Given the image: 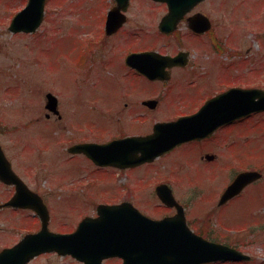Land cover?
<instances>
[{"label": "rangeland", "instance_id": "rangeland-1", "mask_svg": "<svg viewBox=\"0 0 264 264\" xmlns=\"http://www.w3.org/2000/svg\"><path fill=\"white\" fill-rule=\"evenodd\" d=\"M26 1L0 0V127L6 132L0 140L14 156L20 173L30 174L29 165L40 166L32 174L37 175L44 190L53 192L51 199L57 205V225L65 228L70 221L71 195L74 200L89 199L90 205L85 212H92L99 202L119 196L114 192V181L100 190L99 182L104 183L100 175L92 170L88 161L72 158L66 148L80 139L103 141L116 134L120 127L126 128L119 113L122 89L119 92L117 81L123 72L125 52L120 48L134 44L135 49L154 46L161 51H175L184 46L193 54H211L212 51L204 41L196 38L186 36L180 40V35L176 38L158 35L156 25L166 9L165 5L150 0H132L129 16L131 25L136 26L126 27L115 36H106L103 29L101 32L112 0H47L37 31L11 33L7 29L9 22ZM198 9L214 22L215 31L211 35L217 34L222 43L228 35L229 40L235 41L230 48H239L243 53L246 85L264 86V41L261 39L264 0H204L198 4ZM128 31L135 35L134 43L126 41ZM137 85L141 92L149 83L139 80ZM46 92L57 96L59 110L65 117L53 127L43 116ZM140 95L139 99L144 97ZM126 97L122 96L121 102ZM38 106L43 111L41 123L25 125L28 112L35 111ZM104 115L115 122H106ZM261 122L252 124L251 119H246V151L250 154L247 160L250 162L246 165L258 166L264 171L261 162L264 161V122ZM241 128L242 125H235L233 130L238 132ZM184 174V170L179 173L182 178ZM189 174L202 184L206 183L199 172L194 170ZM228 176L220 172L214 178L216 185L225 182ZM86 182H90L87 187L78 186ZM258 187L264 192V179ZM258 193L251 189L246 191V213L236 215L240 202L229 208L235 216L216 237L249 254L250 260L217 264H264V198ZM197 195L198 190H193L192 186L186 198ZM143 208L152 215L166 211L145 203ZM70 211L79 215L75 206ZM210 224L213 225L212 220ZM41 260L37 264H77L67 256L45 255Z\"/></svg>", "mask_w": 264, "mask_h": 264}, {"label": "flooded vegetation", "instance_id": "flooded-vegetation-1", "mask_svg": "<svg viewBox=\"0 0 264 264\" xmlns=\"http://www.w3.org/2000/svg\"><path fill=\"white\" fill-rule=\"evenodd\" d=\"M131 2L132 0H129L127 4H116L114 0L112 1L111 7L115 6L120 10V12L117 11L119 18L117 21L121 19L124 21L118 29L108 35L105 34L106 36H115L126 27L134 28L136 26L131 25L132 21L129 16ZM160 4L165 5L166 10L160 16L159 21L168 12L166 4ZM198 4L177 21L174 31L160 35L173 36V38L180 35V40L186 36L196 38L201 42L204 41L212 53L193 54L190 48L184 46L175 51H161L154 46H149L139 50H155L158 53L144 57L143 61L136 62L134 60L130 63L127 61V57L137 49L134 48V44H130L129 47H121L120 49H125L122 60L123 72L119 76L117 84L119 92L122 89L121 110L119 111L122 116L120 119L126 128L120 127L116 134L103 141L80 139L69 145L81 142L101 143L127 136L148 137L155 133L156 126L164 125L158 129L157 134L162 141H154L150 147L158 145L166 147L152 159L135 161V158L142 156L141 150L145 147L135 150L130 147H126L127 150L122 149L124 158L119 165H97L83 153H70L72 158L80 157V159L88 161L92 170L100 175V179L104 182H99L100 190L114 181L116 185L114 192L119 193L118 197L99 202L92 212H85V208L90 205L89 199L74 200L71 195L69 208L73 210L75 206L79 210L80 217L77 216V212L69 210L68 219L70 221H67L65 228H60L59 224L57 225V205L51 199L53 192L44 190L40 182L37 181V175L32 174V171L40 166L29 165L27 169L30 170V174L20 173L15 166L14 156L0 140L3 153L9 161L11 169L24 185L18 203L10 204L8 201L15 195L16 185L0 180V251L13 247L26 235L42 230L44 217L47 218L48 230L72 233L83 219L96 217L99 204H127L155 219L172 217L177 214L179 207L188 226L196 234L214 242L228 244L216 237L229 223L228 220L235 216L234 212L229 211V208L234 203L240 202L235 211L236 215L244 213L248 189L259 192L258 195L264 198L263 189L258 187V184L264 179L263 168L246 165L250 162L247 161L250 156L249 151H246V119H251L252 124L259 121H262L260 123L262 124L264 110L250 112L247 116L243 114L231 117V114L235 113V109L246 108V87L264 90V86L261 84L246 85V60L242 58L243 53L239 48H230L235 41L229 40L227 33L223 43L216 37L217 34L211 35L215 31L214 22L211 19L209 28L202 31L191 29L190 18L198 12L205 14L198 9ZM154 15L152 12V18L155 17ZM103 32L105 33L104 26ZM126 34L128 37L126 41L134 43L135 35L129 31ZM261 39L264 41V31ZM93 43H97V40H93ZM85 49L87 50V48ZM86 54L88 55L87 51ZM108 60L112 61V59ZM134 65L143 67L152 65L155 67L154 77H149ZM139 80L149 83L148 86H143L145 89L141 92L137 87ZM146 90L149 91L146 92ZM140 94H143L144 97L139 99L138 95ZM124 95L127 97L121 102ZM209 101H211V109L205 110L203 119L193 117ZM22 109L25 110L27 107H22ZM42 113L40 106L35 111L28 112L29 116L24 122L25 125L40 124ZM43 116L52 127L56 122L65 118L61 114L59 106L55 107L53 111L45 109ZM104 117L106 122H108L107 120L115 122L113 118L109 119L105 115ZM235 125H242L241 130L235 132L233 130ZM173 141L176 143L172 145ZM146 148L153 150L151 155L156 151L154 148ZM261 162L264 164V161ZM181 170H184V178L179 175ZM194 170L203 175L202 177L206 179L205 184L189 174ZM246 170H258L262 176L247 185L246 183L240 185V182L235 184L240 173L246 172ZM220 172L229 174V176L225 182L216 185L214 178H217ZM76 173L77 170L74 174ZM233 183L237 187L235 191L231 189ZM89 184L90 182L78 183V186L83 188ZM161 185H165L166 189L169 188L177 203L167 205L161 200L157 193V188ZM188 186L190 188L193 186V190H198L196 197L186 198L190 191V188L186 189ZM75 201L76 203H72ZM143 203L145 205L152 204L154 207H160L166 211L152 215L144 211ZM77 205L81 206L77 207ZM77 217L79 219L76 220ZM211 220L213 225L210 224ZM45 255L59 257L55 251L43 252L31 257L26 264H37L42 261L41 258ZM66 256L77 264H83L72 255ZM103 261L108 264L122 263V259L119 257Z\"/></svg>", "mask_w": 264, "mask_h": 264}, {"label": "water", "instance_id": "water-1", "mask_svg": "<svg viewBox=\"0 0 264 264\" xmlns=\"http://www.w3.org/2000/svg\"><path fill=\"white\" fill-rule=\"evenodd\" d=\"M45 0H28L25 8L20 10L12 19L9 28L13 31H33L39 25L43 16ZM126 4L127 0H118ZM167 3L169 13L162 18L159 28L169 32L174 29L176 22L201 0H159ZM112 15L106 21V31L111 33L116 30L121 22ZM210 26L208 19L202 14H196L190 18V27L195 31H202ZM149 53H132L127 57L128 62L143 61ZM135 66V65H134ZM140 71L154 77L155 67L135 66ZM46 107L53 110L57 100L51 93L46 94ZM211 101L206 103L193 117L203 119L205 110L211 109ZM264 109V91L257 88L246 89V108L235 109L231 117L243 114L248 115L252 111ZM56 112V110H55ZM164 125L155 127V133L148 137L131 136L121 139H113L105 143L85 142L71 146V153H84L98 165H119L123 161L122 149L130 147L133 150L143 147L142 156L135 161L152 159L162 152L166 146L150 147L154 141H162L158 137V129ZM188 137V136H186ZM187 139V138H183ZM176 141L171 142L173 145ZM260 174L257 171L241 173L236 182L248 184L257 179ZM0 179L5 182L17 184L15 203L19 201L22 185L20 180L10 170L8 162L3 158L0 150ZM234 187V188H232ZM231 187L237 189L235 184ZM158 196L167 205L176 202L165 186L157 188ZM12 202V201H11ZM13 203V202H12ZM95 218L83 219L73 233L60 234L48 232L46 223L43 229L35 234L25 237L20 243L10 249L0 252V264H25L35 254L44 251H57L59 254H71L84 264H104L102 259L120 257L122 264H202L217 261L247 260L249 256L240 250L228 245L215 243L204 239L194 233L186 224L184 215L178 207L177 214L173 217H165L160 220L143 215L136 208L127 204L104 205L97 207Z\"/></svg>", "mask_w": 264, "mask_h": 264}]
</instances>
